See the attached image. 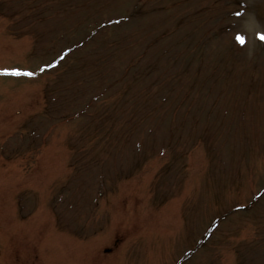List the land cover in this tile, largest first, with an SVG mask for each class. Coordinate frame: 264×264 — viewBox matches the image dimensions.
I'll return each instance as SVG.
<instances>
[{"label":"rangeland","instance_id":"obj_1","mask_svg":"<svg viewBox=\"0 0 264 264\" xmlns=\"http://www.w3.org/2000/svg\"><path fill=\"white\" fill-rule=\"evenodd\" d=\"M263 10L264 0H0V64L35 72L32 79L0 78V147L21 152L0 168V264H264V195L255 198L264 188V40L258 37L264 23L256 14ZM212 16L222 29L197 53L199 37L190 35L189 43L184 30L195 34L193 25ZM180 23L179 31L170 30ZM235 32L245 43L235 45ZM56 58L62 61L53 66ZM84 63L88 69H80ZM41 64L47 68L39 70ZM224 69L236 75V90L228 89ZM75 77H89L88 84L73 85ZM120 78L134 98L155 106L163 96L184 101L196 86L194 98L187 96L192 116L179 113V128L170 124L174 116L157 123V139L141 150L119 144L115 151L119 158L126 154L123 161L145 157L142 170L137 165L128 179L110 174L107 190L85 196L88 205L39 201L33 194L49 200L58 188L63 142L73 143V133L75 141L102 145L94 133L102 119L108 125V108L95 120L86 113L88 99L96 85L110 81L111 94L102 90V98L111 96L109 105ZM40 94L48 95L47 112L73 117L40 116L32 127L34 144L16 133L5 141L13 121L32 112ZM73 110L85 112L77 117ZM114 157L106 162L110 171L119 163ZM22 181L32 195H17ZM238 203L249 207L234 212ZM89 212L85 225L78 216ZM216 217L220 225L198 243Z\"/></svg>","mask_w":264,"mask_h":264},{"label":"trees","instance_id":"obj_2","mask_svg":"<svg viewBox=\"0 0 264 264\" xmlns=\"http://www.w3.org/2000/svg\"><path fill=\"white\" fill-rule=\"evenodd\" d=\"M193 39V38H192ZM207 72L210 74V75H214L213 74V71L212 70H207ZM218 77V76H217ZM216 77V79L218 80V78ZM234 84L236 85V83L234 82ZM196 89V86H193V87H191V88H189V92L188 93H192V90H195ZM231 90H236V88H232ZM245 92H247V91H245ZM228 103L230 102V101H227ZM230 104V103H229ZM173 105L174 106H176V109L177 110H179V106L181 105V100H179V99H177V100H175V102L173 103ZM221 105V104H220ZM212 107V106H211ZM210 107V109H212ZM182 110L184 111V112H186V113H188L190 110H191V107L190 106H188V105H185L184 103L182 104ZM190 108V109H189ZM165 115V112H163L162 113V117Z\"/></svg>","mask_w":264,"mask_h":264},{"label":"snow or ice","instance_id":"obj_3","mask_svg":"<svg viewBox=\"0 0 264 264\" xmlns=\"http://www.w3.org/2000/svg\"><path fill=\"white\" fill-rule=\"evenodd\" d=\"M235 38L239 43L241 44L245 43V37L243 35L238 34ZM260 39L264 40V33L260 34ZM0 71H3L5 74H16V75L21 74L20 70L18 69H3ZM26 74L31 75V73H26Z\"/></svg>","mask_w":264,"mask_h":264}]
</instances>
